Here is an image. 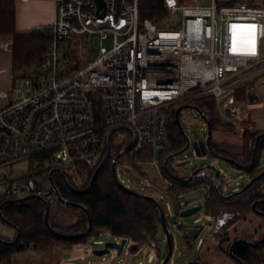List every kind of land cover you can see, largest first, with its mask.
I'll return each mask as SVG.
<instances>
[{"label": "built area", "instance_id": "2783aa9c", "mask_svg": "<svg viewBox=\"0 0 264 264\" xmlns=\"http://www.w3.org/2000/svg\"><path fill=\"white\" fill-rule=\"evenodd\" d=\"M105 1L106 9L97 0H54L55 19L46 29L50 50L15 74L10 103L0 110V198L35 194L49 203L58 200L51 177L55 181V174L79 166L95 173L116 129L112 139L122 134V144L131 140L127 156L136 165L159 164L139 154L170 151L171 108L198 98L214 96L225 122L248 129L237 94L264 75L262 0H211L207 5L163 0L166 14L160 19L142 17L143 0ZM174 16L180 19L173 22ZM108 33L114 34L111 50L104 47ZM84 45L101 55L93 61L79 56L78 62L74 54ZM248 95L253 107L263 106L257 89L251 87ZM26 162L27 170L17 169ZM213 171L212 178L203 170L192 180L206 182L207 198L218 184ZM165 211L171 230L183 232L168 216L171 207ZM205 212L207 224L185 229L192 240L200 238L199 248L205 243L203 230L223 231L241 216L239 211ZM202 222V217L195 220ZM150 259L154 263L155 255ZM169 264H175L173 258Z\"/></svg>", "mask_w": 264, "mask_h": 264}, {"label": "trees", "instance_id": "16d2710c", "mask_svg": "<svg viewBox=\"0 0 264 264\" xmlns=\"http://www.w3.org/2000/svg\"><path fill=\"white\" fill-rule=\"evenodd\" d=\"M252 4L260 5L257 2ZM262 5H264V0H262ZM141 9L143 18L160 19V17L166 14L163 0H143ZM0 35L13 36L14 38L15 73L41 61L43 56L50 50L52 44V40L48 36L46 29L23 34L17 32L16 0H0ZM74 57L79 62L78 52H75ZM79 67H82L80 63L77 68ZM251 87L252 85H246L238 92L237 97L240 102L245 103L248 101V92ZM189 104L195 105L202 110L210 120L213 132L217 130L233 131L241 137L242 146L221 144L216 142L212 137V155L234 160L232 164L244 170L250 177L249 184L241 188L242 192L229 198L225 196V186L219 187L218 184L214 185L210 192V197L205 201V210L214 216H218L222 211L226 210L241 212V217H238L232 224L247 217L249 213H255L254 204H257L256 208L264 213V164L262 163L264 131L259 130L257 124L251 118L243 117L242 124L248 127L245 131H241L225 122L219 113L214 96L198 98L184 105ZM180 106L182 105L173 106L170 110L169 137L173 148L165 153L148 152L139 154V158L147 161L159 160L162 174L167 180L172 182L171 191L177 198L181 193L189 191L198 184L193 181L185 182L184 180L177 179L173 175V173H176L174 172L175 168L169 165L173 155L187 146V139L176 118V112ZM183 114L184 112H182L181 118ZM260 136L261 138L256 147V142ZM128 144H131V140L118 145L115 139H112V152L109 163L99 174L93 186L94 173L91 174L88 184H85L82 181V175L76 172L55 174V182L62 197L89 208L91 212L93 229L84 238L68 239L55 236L50 232L45 220L47 205L42 200L31 199L26 202H18L16 201L18 198L15 197L0 198L4 218L8 221L9 225L17 229V235L20 233V237L15 244L5 245L0 243V264L11 260L15 254L25 252L30 248L48 251L60 245L73 246L86 244L97 240L104 231L109 232L116 238H128L134 245L139 246L147 243L150 239H155L161 227V211L159 206L155 202L137 194L138 192L136 193L127 188L120 182L119 178L115 177L113 172L115 159ZM126 155L128 153L124 156ZM190 175L191 173H188L182 178L188 179ZM66 179L75 189L87 191L79 194L73 193L68 188ZM252 181L253 183L250 185ZM58 201L60 204L66 206L59 199ZM161 204L165 208L164 203L161 202ZM70 208L80 210L82 212L81 218L69 226H62L52 221L50 213V221L54 229L64 234L87 232L89 229L87 213L78 207ZM257 215L264 218L262 215ZM226 229L216 232L215 238L221 240L222 245L223 243H228L225 252L235 264H241L239 260L244 264H264V241H262L264 235L259 239H256L255 236H247L243 239L236 238L232 240ZM1 238L8 241L14 240ZM238 240L245 241H241L234 247V255L239 259L235 260L230 255V248ZM260 241H262L260 245L249 244H257ZM222 245L219 247L220 250L223 249ZM190 247L192 248V246ZM167 255L168 252L164 257L159 254L156 256L154 263L162 264ZM194 260L201 261L204 264H215L205 261L201 255H198Z\"/></svg>", "mask_w": 264, "mask_h": 264}, {"label": "rangeland", "instance_id": "374dc122", "mask_svg": "<svg viewBox=\"0 0 264 264\" xmlns=\"http://www.w3.org/2000/svg\"><path fill=\"white\" fill-rule=\"evenodd\" d=\"M199 1L205 5L211 3V0ZM179 19V16H174L172 21L177 22ZM113 46L114 34L108 33L104 36V47L106 50H111ZM78 54L82 59L89 58L93 61L101 55V51L93 49L92 45H84L78 50ZM12 88L13 87L11 86L9 89L5 88L0 90V105H3L4 103V106H2L0 110L4 109L10 103ZM252 89H257L263 100V106L261 108L253 107L249 99L244 103L243 114L245 118H251L255 121L259 130L264 131V75L257 79L255 85H252ZM183 112L182 123L192 141V146L184 154L176 155L170 159L169 165L170 167L175 168V175L185 177L188 173L199 168H205L207 166L217 167L221 171L218 186L226 187V197H229L238 190H241L245 185L249 184L250 177L247 173L244 170L237 168L231 162L226 161L221 157L213 156L212 153L204 156L197 155L194 143L207 138L209 127L205 120L202 117H199L193 109H185ZM213 138L216 142L221 144L242 146L241 137L233 131H214ZM123 139L124 136L120 134L118 138H115L116 144L122 145ZM188 160H192V163L188 164L186 167L177 166L178 163ZM262 163L264 164V151ZM28 167L29 164L26 162L17 166V169L25 171ZM75 172L82 175L83 182L88 181L92 174L85 166H79ZM207 174L209 178H212L214 171L209 168L207 169ZM117 177L127 188L142 195L154 196L159 201L163 199L164 206L171 207L172 215L168 213V216L176 218L179 226L184 228L183 232H179L175 229L171 230L175 240L174 254L172 256L175 264H188L194 261L198 255H201L205 261H212L213 263L235 264L225 252L228 243L225 248L220 250L219 247L222 245L221 240L215 238V231L210 233V231H207L206 229L203 230L201 237L204 238V240H207L203 249H200L198 246L200 238L192 240L185 232V229L196 228L202 226L203 223L207 224L208 218L204 209L202 212L186 218H182L178 215L179 206L185 209L201 204L205 205L207 195L209 194L206 182L198 183L189 191L181 193L178 198H175V196L167 190L168 181L163 176L159 164L155 165L150 162H143L136 165L127 155L124 156L117 165ZM50 204L51 219L56 224L69 226L79 220L82 216L80 210L62 205L56 198L52 199ZM199 217L203 218L202 224L195 223V220ZM233 227V234L229 232V237L232 240L236 238L243 239L247 236H255L256 239H259L264 235V231L261 236H258V233L260 232L257 230L260 228H263L264 230V218L258 216L256 213H249L247 217L233 223L226 230ZM246 228L248 230H246ZM16 236L17 229L5 223L0 216V237L14 239ZM121 239L122 238H116L109 232L104 231L97 239L101 240L104 243L103 245L94 244V240L86 244L73 246L60 245L48 251L30 249L27 252L15 254L13 264H141L142 262L143 264H153L150 262V257L152 255L158 256L161 254L164 257L168 252L167 237L161 226L155 239H150L142 246H138V249L135 251H133V247L135 246L134 243L129 240L130 242L127 249L122 256H119L116 251H113L107 256H97L94 254L95 250L104 248L107 242H117ZM190 246H192V248Z\"/></svg>", "mask_w": 264, "mask_h": 264}, {"label": "water", "instance_id": "95a60500", "mask_svg": "<svg viewBox=\"0 0 264 264\" xmlns=\"http://www.w3.org/2000/svg\"><path fill=\"white\" fill-rule=\"evenodd\" d=\"M98 2V5H99V8H105L107 7V4H106V1L105 0H97ZM185 109H193L196 114L199 116V117H202L205 122L208 124V127H209V130H208V134H207V138L204 139V140H201V141H197L194 143V147H195V151L197 153L198 156H204V155H208L209 153H212L213 149H212V137H213V128H212V125H211V122L210 120L208 119V117L202 112V110L200 108H198L197 106L195 105H182L180 106L178 109H177V112H176V118H177V122L183 132V134L185 135L186 139H187V146L175 153L173 155L176 156V155H181V154H184L185 152H187L191 146H192V141L190 140L187 132L185 131L184 129V126H183V123H182V118H181V114L182 112L185 110ZM119 129H116V130H113L108 138V144H107V153H106V156L104 158V160L102 161L100 167L96 170V172L94 173L93 175V181H92V186L94 184V182L96 181L97 177L99 176V174L102 172V170L107 166V164L109 163V159H110V156H111V152H112V138L115 134L116 131H118ZM261 136L258 138L257 142H256V147L258 145V142L260 140ZM130 146H127L125 147L121 152L120 154L117 156V158L115 159L114 161V164H113V172H114V175L115 177H117V164L118 162L120 161V159L127 153V151L129 150ZM222 159L226 160V161H229L231 163H234V160L230 159V158H225V157H221ZM192 163V160H188V161H185V162H182V163H178L177 166L178 167H186L188 164H191ZM237 163V162H235ZM242 167H245V166H242ZM213 169L217 172V176H218V180L220 178V175H221V171L217 168V167H213V166H207L205 168H199L193 172H191V175L189 176L188 179H184L182 178L181 176L179 175H174V177H176L177 179H180V180H184L185 182H190L194 179V177L201 173L203 170H207V169ZM118 178V177H117ZM51 182L52 184L54 185V187L56 188V191H57V194H58V197H59V200L65 204L66 206H69V207H78L80 208L81 210H84L87 215H88V218H89V229L87 232H84V233H81V234H64V233H61L59 231H56L54 229V227L52 226V223L50 221V213H51V206H50V203L47 202V201H44L47 205V212H46V216H45V220H46V225H47V228L50 230V232H52L55 236H59V237H63V238H68V239H80V238H84L86 236H88L91 232H92V229H93V218H92V215H91V212L89 210V208L83 206V205H80V204H77V203H74V202H71L65 198L62 197L60 191H59V188L58 186L56 185L54 179L51 177ZM253 183V181L250 183V185ZM66 184L68 186V188L73 192V193H76V194H79V193H83V192H86L87 190L85 191H79L77 189H75L72 184H70V182L66 179ZM242 191L241 190H238L237 192H235L234 194L230 195L229 197H232L236 194H239L241 193ZM137 193V192H136ZM137 194H140V193H137ZM141 196L155 202L159 208H160V211H161V226L163 227V230H164V233L167 237V242H168V255L166 257V259L163 261L162 264H169L170 260L172 259V256L174 254V237L172 235V232H171V228L169 226V223H168V220H167V216H166V211H165V208L162 206L161 202L156 199L154 196H151V195H142L140 194ZM228 197V198H229ZM31 199H38V200H42L38 195H35V194H32V195H28L26 197H23V198H20L16 201L18 202H26L28 200H31ZM257 204H254V211L256 214H259V215H262L264 216V213L259 211L257 208H256ZM204 209V206L201 204V205H198V206H194V207H188V208H185V209H182L179 211V216L182 217V218H186V217H189V216H192V215H195V214H198L200 212H202ZM0 216L2 218V220H4L5 223L9 224L8 221L4 218V214H3V211H2V207L0 209ZM20 237V233L17 235L16 239L12 240V241H8V240H4L0 237V243H3L5 245H13L15 244L18 239ZM241 241H245V240H238L236 241L235 243L232 244L231 248H230V255L233 259L235 260H239L235 255H234V247L240 243ZM264 241V240H263ZM247 242V241H246ZM249 243V242H248ZM129 244V239L128 238H122L120 241H117V242H107L105 244V247L104 248H100V249H97L94 251V254L97 255V256H107L108 254L112 253L113 251H116L117 254L119 256H122L126 249H127V246ZM250 245H260L261 242L257 243V244H254V243H249ZM138 246L139 245H135L133 247V251L137 250L138 249ZM241 262V264H244L241 260H239ZM188 264H204L203 262L201 261H192Z\"/></svg>", "mask_w": 264, "mask_h": 264}, {"label": "crops", "instance_id": "0c3cea01", "mask_svg": "<svg viewBox=\"0 0 264 264\" xmlns=\"http://www.w3.org/2000/svg\"><path fill=\"white\" fill-rule=\"evenodd\" d=\"M54 19H55L54 0H16V30L18 33H22V34L31 33L36 30L47 29L48 26L53 23ZM14 55H15V48H14L13 36L0 35V90L5 88L9 89L11 86L13 87L14 85V78L16 74L14 70ZM2 106H4V103L3 105L2 104L0 105V108ZM234 227L230 228L228 232H231V234H233ZM246 230L248 229L246 228ZM263 231H264L263 228H260L259 229L260 233H258V236H261V234H263ZM206 241L207 240H205V243ZM205 243L200 247V249H203ZM226 245L227 243L223 244L222 247L225 248ZM30 249H35V248H30ZM36 250L38 251L39 249ZM41 251H45V250H41ZM14 256L12 257L11 260L6 261L3 264H13ZM141 264H143V262Z\"/></svg>", "mask_w": 264, "mask_h": 264}, {"label": "snow or ice", "instance_id": "6c2138e0", "mask_svg": "<svg viewBox=\"0 0 264 264\" xmlns=\"http://www.w3.org/2000/svg\"><path fill=\"white\" fill-rule=\"evenodd\" d=\"M235 43V42H234ZM234 50H235V48H234Z\"/></svg>", "mask_w": 264, "mask_h": 264}, {"label": "flooded vegetation", "instance_id": "af4514ba", "mask_svg": "<svg viewBox=\"0 0 264 264\" xmlns=\"http://www.w3.org/2000/svg\"><path fill=\"white\" fill-rule=\"evenodd\" d=\"M130 242V241H129Z\"/></svg>", "mask_w": 264, "mask_h": 264}]
</instances>
